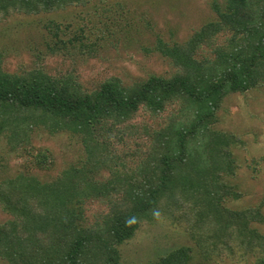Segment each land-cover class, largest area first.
Returning <instances> with one entry per match:
<instances>
[{"label": "trees", "instance_id": "obj_1", "mask_svg": "<svg viewBox=\"0 0 264 264\" xmlns=\"http://www.w3.org/2000/svg\"><path fill=\"white\" fill-rule=\"evenodd\" d=\"M123 3L0 0V19L46 17L38 52L77 59L118 48L119 33L117 52L132 46L127 35L142 18ZM210 6L214 16L185 39L158 36L148 48L171 66L165 74L109 75L85 86L72 67L8 72L0 65V134L13 136L18 121L37 119L71 134L82 152L44 180L31 172L0 179V207L9 214L0 222V264H125L120 246L162 213L187 222L201 257L251 255L264 264V233L252 225L264 222L260 205H227L241 196L232 150L239 140L215 127L228 93L264 84V0ZM66 8H77L79 20L50 18ZM159 116L166 120L156 125ZM49 156L39 150L36 164L47 167ZM94 201L106 209L89 214ZM191 253L179 245L144 264H192Z\"/></svg>", "mask_w": 264, "mask_h": 264}, {"label": "rangeland", "instance_id": "obj_2", "mask_svg": "<svg viewBox=\"0 0 264 264\" xmlns=\"http://www.w3.org/2000/svg\"><path fill=\"white\" fill-rule=\"evenodd\" d=\"M127 1L123 4L131 10L133 18H142L127 35L132 46L120 48L117 52L116 49L124 44L123 34L119 33L118 48L107 46V50L97 55H84L77 59L38 52L44 49L41 20L46 17L9 14L0 19L1 67L8 72H21L32 67H45L50 71L72 67L85 86L109 75L128 79L143 77L152 72L165 74L171 71L169 63L154 51H148V48H153L156 37L165 40L185 39L194 28L214 16L211 0ZM78 11L77 8H66L49 16L61 25L69 22L73 24L79 20ZM131 15L121 16L119 26H124V19ZM132 37H136L135 41H132ZM154 120L156 125H160L166 119L159 116L154 117ZM149 121H152L151 118ZM17 124L15 135H10L9 130L0 134V179L31 172L44 180L68 163L76 161L82 153L76 138L68 132H50L37 119L28 118ZM215 127L234 133L239 140L232 150L237 165L234 182L241 196L228 201L227 205L235 209L260 205L264 213V84L244 92L228 93L217 112ZM45 149L50 153L48 166L40 167L35 162L34 154ZM102 174L105 175L103 170ZM87 206L91 215L106 209L98 201ZM8 217L9 214L0 207V222ZM187 225L178 214L169 216L162 213L155 221H142L135 235L120 246L121 259L125 264H144L172 247L189 245L192 248V264H253L254 258L251 255L230 258L213 253L209 257H201L197 244L187 232ZM252 225L264 233V222L254 220Z\"/></svg>", "mask_w": 264, "mask_h": 264}]
</instances>
